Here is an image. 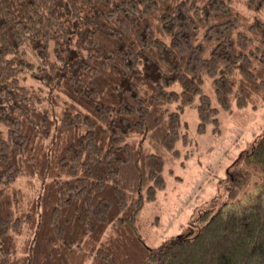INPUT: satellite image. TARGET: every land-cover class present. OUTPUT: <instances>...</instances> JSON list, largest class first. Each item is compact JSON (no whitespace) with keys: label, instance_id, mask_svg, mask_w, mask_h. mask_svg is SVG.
Returning <instances> with one entry per match:
<instances>
[{"label":"trees","instance_id":"16d2710c","mask_svg":"<svg viewBox=\"0 0 264 264\" xmlns=\"http://www.w3.org/2000/svg\"><path fill=\"white\" fill-rule=\"evenodd\" d=\"M258 101L264 0H0V264H264V133L240 156L257 192L139 231L182 111L202 134Z\"/></svg>","mask_w":264,"mask_h":264},{"label":"rangeland","instance_id":"374dc122","mask_svg":"<svg viewBox=\"0 0 264 264\" xmlns=\"http://www.w3.org/2000/svg\"><path fill=\"white\" fill-rule=\"evenodd\" d=\"M204 89L218 106L212 85L206 81ZM182 117L190 142H178V156L164 154L166 187L140 215L139 231L149 247L196 232L206 209L229 207L246 188L245 196L259 190L252 186L259 179L243 167L240 156L264 133V101L221 111L220 127L211 125L202 134L197 131L196 103L185 108Z\"/></svg>","mask_w":264,"mask_h":264}]
</instances>
